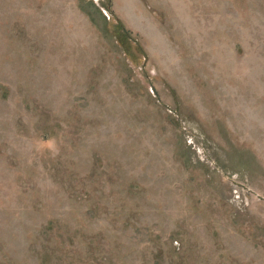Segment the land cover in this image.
<instances>
[{
	"label": "rangeland",
	"instance_id": "1",
	"mask_svg": "<svg viewBox=\"0 0 264 264\" xmlns=\"http://www.w3.org/2000/svg\"><path fill=\"white\" fill-rule=\"evenodd\" d=\"M0 264H264V0H0Z\"/></svg>",
	"mask_w": 264,
	"mask_h": 264
}]
</instances>
